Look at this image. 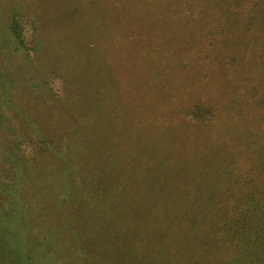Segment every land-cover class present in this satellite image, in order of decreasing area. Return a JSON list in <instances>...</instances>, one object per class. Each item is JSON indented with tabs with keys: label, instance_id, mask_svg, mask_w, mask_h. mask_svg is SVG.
Masks as SVG:
<instances>
[{
	"label": "rangeland",
	"instance_id": "obj_1",
	"mask_svg": "<svg viewBox=\"0 0 264 264\" xmlns=\"http://www.w3.org/2000/svg\"><path fill=\"white\" fill-rule=\"evenodd\" d=\"M263 67L264 0H0V264H264V205L202 238L256 177Z\"/></svg>",
	"mask_w": 264,
	"mask_h": 264
},
{
	"label": "trees",
	"instance_id": "obj_2",
	"mask_svg": "<svg viewBox=\"0 0 264 264\" xmlns=\"http://www.w3.org/2000/svg\"><path fill=\"white\" fill-rule=\"evenodd\" d=\"M10 30L16 39H19L22 44L25 43V33L23 25L20 23V21L14 19V21L10 25ZM248 97L251 100V103L245 104L251 108L252 105H256V103L253 101V98H258V96L254 93L249 94ZM255 113L258 114L256 115V121L259 120L261 122H264V95L262 97H259L258 106ZM261 131L262 130L258 131V133H260ZM255 152L258 157V160H256L255 168L256 177H253L246 182L247 188L250 189L249 193L238 195L234 192L230 193V195L227 196V200L223 199V202H221V209L215 216V222L217 223H215L214 226L211 227L206 235L202 236V238H211L212 235L213 237H217V239L215 240V242L218 243L217 247L224 246L226 244V242L224 241L225 235L233 236L242 234L245 227L248 229V227L250 226V222L257 223L260 221H257V217L259 208L264 205V141L262 142L260 147H256ZM215 194L210 195L209 198H213L215 200ZM251 218L253 220H250ZM257 231L260 233V235L262 236L261 238L263 239L264 234L262 233H264V224L263 226L261 224ZM260 235H258V237H260Z\"/></svg>",
	"mask_w": 264,
	"mask_h": 264
}]
</instances>
